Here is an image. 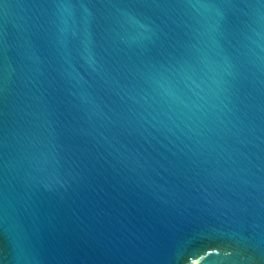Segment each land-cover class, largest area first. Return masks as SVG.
<instances>
[{"label":"water","instance_id":"1","mask_svg":"<svg viewBox=\"0 0 264 264\" xmlns=\"http://www.w3.org/2000/svg\"><path fill=\"white\" fill-rule=\"evenodd\" d=\"M0 264H264V0H0Z\"/></svg>","mask_w":264,"mask_h":264}]
</instances>
